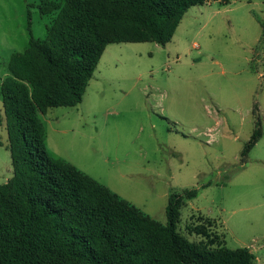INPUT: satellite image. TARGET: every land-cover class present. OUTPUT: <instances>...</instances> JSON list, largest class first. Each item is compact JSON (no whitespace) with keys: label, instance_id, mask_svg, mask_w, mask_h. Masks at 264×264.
<instances>
[{"label":"rangeland","instance_id":"obj_1","mask_svg":"<svg viewBox=\"0 0 264 264\" xmlns=\"http://www.w3.org/2000/svg\"><path fill=\"white\" fill-rule=\"evenodd\" d=\"M38 0H0V85L30 35L43 40L57 15ZM263 136L242 159L255 129ZM0 185L13 173L0 91ZM40 118L50 154L67 160L166 223L172 193L197 189L178 228L217 221L226 245L264 264V0H207L191 7L172 40L109 44L75 107Z\"/></svg>","mask_w":264,"mask_h":264},{"label":"trees","instance_id":"obj_2","mask_svg":"<svg viewBox=\"0 0 264 264\" xmlns=\"http://www.w3.org/2000/svg\"><path fill=\"white\" fill-rule=\"evenodd\" d=\"M38 1L42 15H57L46 38L30 35L11 55L0 85L13 169L0 185V264H254L248 247H227L215 219L198 216L187 228L197 240L179 230L197 189L172 193L163 223L50 154L40 118L82 102L109 44L165 45L184 14L207 0ZM257 109L243 160L263 136Z\"/></svg>","mask_w":264,"mask_h":264}]
</instances>
